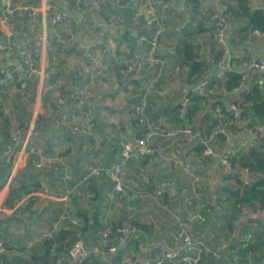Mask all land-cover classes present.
<instances>
[{
  "label": "built area",
  "instance_id": "1",
  "mask_svg": "<svg viewBox=\"0 0 264 264\" xmlns=\"http://www.w3.org/2000/svg\"><path fill=\"white\" fill-rule=\"evenodd\" d=\"M221 9L222 15L219 17V21L223 22L224 26L228 24V18L225 14L226 0H215ZM88 2V5L84 7V4ZM157 0H139L134 5L137 12L135 16L146 14L145 24L152 31L149 37L141 36L139 37V43H146V51H137L132 53L129 57H119L117 62L124 63L125 65L120 69L122 76H132L133 79L140 78L139 73H149L150 77L146 79L142 86L139 87V94L133 93L131 97H138L140 99V104L135 106V111L143 116L145 112V107L148 104V99L156 100L159 97H163L167 93L166 84L159 83L160 77L164 70V60L158 54L159 40L163 32L167 30H172L174 32L180 33L185 29L190 23L191 19H185L180 23L176 24L175 27L167 28L163 20L158 14V9L156 7ZM82 5V6H81ZM98 6V0H75V9L83 15L95 16ZM252 9L261 10L264 15V5L262 3H256L252 5ZM181 7L179 11L183 10ZM51 10V11H48ZM43 13V17L51 26H57L63 24L71 14L67 12H59L57 9L51 8H41L37 4L30 3L28 0H0V82L6 81L12 83L14 80V65L21 66V70L26 76H31L32 72H39V62L44 53L45 45V34L44 32L36 34L34 37H27L23 35L25 30L22 32L16 29V19H28L33 21ZM21 19V20H22ZM193 22V21H192ZM30 23H28L29 25ZM96 29L95 38L92 40L90 47L96 49L98 53H107L110 56H115V49L112 44L104 37V26L105 23L101 20H94L90 25ZM224 26L215 31L214 36L216 38V43L221 49V58L216 63V70L213 72L215 78H217L220 83L227 81L229 79L228 73L233 71L234 73L240 75V83L233 89L231 96H236L241 91H249L250 85L246 83L247 78L250 74H262L264 73V55L260 57L242 58L240 59V64L235 66L234 56L231 54L228 41L225 34ZM252 34L257 36V38L264 39V32L258 29H253ZM68 39L70 41L76 40L75 34H69ZM91 49H88L87 55V67L90 69L88 72V81H94L106 74L103 71L98 72L97 58L96 55L90 53ZM36 62L38 64H36ZM19 66V67H20ZM75 77L76 83L69 88V96L72 99L84 102L93 96V91L90 85L82 84ZM157 83L159 87H157ZM215 84V83H214ZM210 84L209 78L200 79L192 84L182 83L179 86L180 96L177 98V104L179 105V111L183 114L186 111L187 106L190 104V93H196L198 95H204L206 91L212 89L215 85ZM13 88V87H9ZM211 92V91H210ZM64 97L58 95L56 98V107L60 111V121L67 123L68 120L71 126V131L75 135H90L93 130V119L90 115H85L81 121H79L75 114L68 110L67 106L63 104ZM225 108L229 111L237 112V105L234 100L228 101ZM215 114L218 123L213 128V131L205 138H200L198 141L204 144V149L201 154L195 155L196 160H203L207 157H217L222 169H224V175L234 174L236 171L233 170L231 165V157L234 153L240 150H247L258 140V137L262 134V127H246L244 126L243 132L244 137L240 138L235 147L227 146L218 150L209 145V142H213L218 134L223 135L225 141L228 143L234 138L235 133L230 128L232 124L230 121H224L222 119V108L216 107ZM148 122V120H147ZM183 122H180L176 126H164L159 124L150 125L148 122V127L146 132L138 137L133 136L132 138H123L120 142V152L117 156V161L111 165H103L101 162L97 165L89 166V170L77 177L73 183L66 184L71 179V173L67 170L65 166L64 157L56 154L57 161L62 165V176L61 179L64 182L62 187V193L59 196L61 202V210L58 217L55 219L52 228L46 233H43L42 237H51L56 232V229L60 226L61 222L69 218L70 202L69 197L72 194L81 195L80 186L87 181L90 176L99 175L103 173L107 177L111 178L114 182L113 190L115 192H122L126 186V174L127 166L133 159H141L142 157L149 155L153 156L155 153H160L157 146V140L160 138L166 142V147L164 149L168 150L165 157L166 162L173 163V169H178L181 167L184 169V173L188 172V182L185 185L176 187L174 190L178 195V200L172 208H169L166 203L162 200L163 193L166 188L176 186L174 179H166L161 182V184L152 191H147L146 189L139 187H132V194L134 197H142L151 199L158 207L162 210H170L171 215L175 220V230L171 235V243H165L156 237L155 227L156 224L153 219V215L148 216V221L150 222L152 228L143 227L141 225L130 224L123 222L118 228L117 232L114 233L111 226H106L99 234V244L92 247H88L83 237L78 235L77 239L72 244L70 250L65 253H57L55 251L57 245L52 244V251L54 252V258L51 264H82L88 260L91 254H113L118 251L119 248L125 246L129 239L140 241L143 245L148 247H153L158 252V256L154 260V264H197L201 258L202 253H212V255L220 259L222 256L225 257L228 264H242L239 261L238 254L236 250L239 246L244 247L248 242L252 240L253 235L250 232H245L242 235L236 234L238 237V244L234 247L231 253L226 255L227 249L230 246L231 238H217V234L205 229L208 224L216 221L215 207L219 203V197L217 194L213 193L209 198V205H205L204 194L207 191L206 187V177L207 175H201L194 171L195 166L191 164V161H187L182 164L175 157L177 149V141L181 133L192 134L190 128H183ZM33 121H31L26 129V131H21L20 127H16L12 133L11 138L13 143L8 144L0 151V161L10 165V172L5 177V181L2 184V188L9 189L13 182V179L17 175V172L24 165L23 158L32 153L37 152L36 146L32 143V131H33ZM57 151V147H54ZM173 152V153H172ZM164 157V154H163ZM48 165V162L43 161L41 158L35 161V166L39 169H43ZM192 168V169H191ZM246 177L247 171L242 172ZM221 177L219 180V185H225L229 183L225 177ZM144 183L148 182V178H143ZM246 184L249 183V178L246 177ZM50 190L47 186H43L39 189L31 190L27 193H22L15 199L14 204H21L27 201L31 196H35L38 193H49ZM83 200V195L80 196ZM171 197V193H170ZM199 205L201 207H199ZM239 220L237 222V227L243 224L244 219L247 217H253L264 221V207L242 205L240 208V214L238 215ZM72 222L76 223V220L70 218ZM200 223L203 228H200L197 224ZM206 226V227H205ZM30 247V242L26 243V248ZM4 250L2 241L0 240V251ZM231 256V258H230ZM230 258V259H229ZM223 259V258H222ZM263 260V261H262ZM258 262H247L244 264H264V258ZM130 264H143L140 259L132 261Z\"/></svg>",
  "mask_w": 264,
  "mask_h": 264
},
{
  "label": "crops",
  "instance_id": "2",
  "mask_svg": "<svg viewBox=\"0 0 264 264\" xmlns=\"http://www.w3.org/2000/svg\"><path fill=\"white\" fill-rule=\"evenodd\" d=\"M199 1L201 5L199 7L198 16H201V18H198V20L194 19L190 27H196L199 25L204 29L209 28L211 32L209 30H203L200 33L201 35H198L196 39L198 44H200L199 53L201 58L207 60L210 59V61H213V50L215 48L220 49L214 36L215 31L219 29V27L214 24V21L216 19L218 20L222 13L219 4L215 0ZM185 3L186 0H157L158 14L160 17L162 16L164 18L169 16L172 19L173 13L179 11L181 7H185ZM256 3H262L264 5V0L251 1L253 6L256 5ZM37 5L41 6V8L46 7L57 9L59 12H67L71 14V17H69L68 20H66L63 24L59 25L57 29L53 28V26H51L50 23L45 20L43 13L39 14V16H37V18L29 24L30 26H37L38 32H44L45 34V45L43 50L44 55L41 57L39 62V72L36 77H31L32 80L29 83L28 88H24L22 90H18L15 87L9 88L8 92L10 97L5 102L3 111L5 115H7L8 121L13 126L15 125L16 127H20L22 132L26 131L31 121H33L34 125V121L39 118L36 129H33L34 132L32 134V143L36 146L37 152L28 154L23 158L24 165L20 168V171H29L31 168L30 160L32 159L33 162L34 157L36 158V161L41 158L43 161L51 163L54 156L60 150L65 151V166L71 175L76 178L75 176L80 175L82 171L89 168L90 164L96 160L91 154H89V152H95V154L99 152H102L103 154L106 153L107 160H112L113 163L117 160V156L120 152V146L117 147V142L115 140L112 141L108 137L116 133L111 130L113 126L115 127L116 125L123 123L128 132L127 134H130L132 131L131 127L126 122L132 117V114H130L128 111V101H131L129 98L134 93V88L130 81H121L123 79L116 77V74L110 70L112 69L111 67L113 64L112 60L110 61V59L113 58V56H110L107 53L100 54L96 49H92L90 47L92 40L95 38L96 31L94 29V24L92 26L86 22L90 20V22L93 21L94 23V20L99 19V17L83 15L79 11H76L73 0H39ZM210 13L211 16L209 17ZM108 17L109 16L106 18ZM162 17L161 19L164 21L165 18L163 19ZM109 19H112V21L110 23L104 22L105 26L103 31L105 38L108 39L114 49H116V46L120 44L119 40L121 39L120 36L124 30V25L121 24V16H112ZM246 21L247 20L245 18L241 17L236 21H231L228 19V24L224 26L229 50L236 59L235 66L240 64V59L242 58H257L264 55V39L254 36L250 29L247 31L245 30V32L242 30V28L246 25ZM200 22L201 24H199ZM174 24L176 23L172 22L170 27H173ZM90 27L93 29L91 30ZM27 29L28 28H25V30ZM56 31L63 32L65 40L69 34L76 35L75 41L67 43L76 48L74 50L75 52H69L63 56L66 60L67 66L71 59L75 60V64L70 67L71 70L69 72L66 70L67 74H65V76L60 74L55 76L53 81H49V79H45V57L48 51V41L49 39H54V37H57ZM25 32L27 33V31ZM169 32L168 39H166V43L164 44V47L166 48L165 53L164 48H162L163 52L160 49V54L165 65V71L163 73L165 79L163 80V83L168 87H166L167 93L160 100L156 101V105L163 109H168L169 106L174 105L175 101L180 96L178 89L179 86L184 83L185 77V71H179V69L176 68L177 63L172 62L174 59L173 56H175L176 53H171V47L173 44L177 43L180 34L179 36H176L172 33L174 31L169 30ZM66 42H68V40L64 43ZM120 45L121 46L119 49L121 51L124 49L125 44L121 43ZM88 49H91L90 53L92 55H96L98 63L96 70L98 72L105 71L104 73L106 74L105 76L94 81H88L89 70L87 71V69L89 68L87 67V57L85 56L87 55L86 53H88ZM221 57L222 56L220 54L216 62ZM53 64L55 65V63ZM56 70L57 68L53 67L50 69V74H54ZM215 70L216 64H213L209 70V75H212ZM19 75L20 77H26L25 73H23L21 70L19 71ZM68 75H73L74 77L78 76L80 83L82 78V82H85L84 84L88 83L93 91V96L87 101L81 102L79 105L69 104V107H67L68 110L76 115L79 121H81L85 115H90L93 119L94 125L92 134L83 135L81 138L78 137L79 139L69 135V133L72 132L71 126H62L60 123V116L58 113H56V110H54L56 98L61 92V86L67 85L65 83L68 80ZM139 75L141 76L139 78L140 83H144L146 81L145 79L150 77L149 73H139ZM258 75V73L250 74L246 80V83L251 85L252 82H257ZM263 82V80L259 81L260 88L263 90L262 94H264ZM23 99L26 101V103L24 102L25 110L17 116L16 114H18L23 109V107L20 105V102L23 101ZM207 100L211 103L209 98ZM13 106L15 107V111H13ZM208 110H210L209 105H207L203 112L206 113ZM251 110L252 107L250 105L249 111ZM210 111L213 112V108ZM236 113V116H238L239 111ZM16 121L18 125H16ZM163 121H167L169 124H174L170 118H167V116L163 117ZM257 127H262L261 133L263 136L264 126L258 125ZM185 135L187 143L200 142L198 140L205 137V135L202 133H185ZM86 136H89V139ZM242 137H244L243 128L239 129L238 135L231 139L228 143L225 141V139L219 142V149L221 150L227 146L235 147L236 143H238ZM106 140H108L107 145H103ZM186 140L184 139V141H181L180 144H177V149L174 150V152L177 154L173 152L172 153L182 164L186 163L187 161L194 162V171L201 175H207V191L204 194V198L207 199L204 201V203H210V195L216 193V188L220 186L219 180L224 175V169H222L217 157H207L208 159L205 158L203 161L200 159L196 160L195 158L193 160L190 154V156L186 154L188 149L186 146ZM113 144L115 146H113ZM156 144L160 153H155L150 158L147 157L148 161L143 163V165L140 167L138 176H131V179L129 178V180L126 182V186L129 185V187L132 188L137 187L138 184L143 185L142 182H144V177L148 178V182L146 183H151L152 180L155 187H158L163 179H174L176 186L166 188V191L162 196L164 203L168 202V204L166 203L167 206L172 208L175 204H177L175 201L178 200V195L174 193V189L181 185H185L188 182V172L184 173V169L181 167L175 170L172 166L173 163L166 162L165 157L167 155H171L168 153V150L170 149L166 147V142L158 139ZM54 146H57V151L54 150ZM164 147H166L168 150L164 149ZM30 155H33V158L29 159ZM52 164L54 163L52 162ZM55 177L56 175L48 174L40 175L38 177H34L33 174H26L25 178L28 179L29 182H34V180H37L39 182L38 187L42 188L43 186H47L50 192L38 193L33 196V199L22 202L20 205L14 203L12 205L8 203V205H5L9 189L3 188L0 190V223L7 221L8 226L6 229H4V232H8L7 236H5V242L9 244V249L6 250V253L9 255V257L16 254H28L30 248L23 247V245L25 244L26 246L27 242H30V245L35 243L38 238H41L42 235H44L43 233H46L52 228L54 223L52 220L58 217L61 210L59 196L62 193L63 187L62 183L57 182L56 184H53ZM242 178L244 179L245 177L243 176ZM226 179L229 181L231 186L236 187L238 185V183L233 179L229 177ZM145 186L146 185H144V187ZM110 189L112 188L110 187L102 193L103 197L99 202L100 207H97L96 205L90 206L93 196H90V198L88 197L89 199H86L85 201H78L76 198L72 200L71 207H73L72 210L74 211V214H77L76 212L80 211L86 215L87 227L90 226L92 222L93 213H95L96 217L101 219L103 222H115V224L119 223V225L122 221H124L123 218L125 215L129 213V210H127L125 213V207L123 204L113 202L111 200L106 201L107 198L110 199L112 197ZM170 193L172 198H170ZM165 194H167L166 201L164 197ZM142 199L146 207H143L139 212V224L146 225L151 229L152 226L148 221V216L152 214L156 224L154 229L156 237L167 244L171 243V235L175 230L176 224L174 217L170 213V210L160 209L158 205L151 199ZM199 207L201 206L199 205ZM13 216L15 218H13ZM197 225L200 228H203L204 226L200 223ZM65 230L66 229L61 231ZM95 233L96 232L93 230L87 229L86 234L88 240L85 242L88 247H92L94 244H96L95 242L97 241V233ZM64 234L66 235V233ZM65 235L64 240L68 241ZM17 243L19 245H17ZM157 253L158 252L153 247H148L143 245L140 241L134 240L132 244H126L125 246L119 248L116 253L94 254L95 256L90 259L87 264H130L132 261L137 259L143 261V264H154ZM47 259L48 260L44 261V264H51L52 257L49 255V253Z\"/></svg>",
  "mask_w": 264,
  "mask_h": 264
},
{
  "label": "trees",
  "instance_id": "3",
  "mask_svg": "<svg viewBox=\"0 0 264 264\" xmlns=\"http://www.w3.org/2000/svg\"><path fill=\"white\" fill-rule=\"evenodd\" d=\"M30 3L38 4L39 0H28ZM74 4H75V0ZM139 2V0H98V6L95 8L96 13L95 16L99 17L97 20H101L105 23H110L112 21V16L117 17L121 16V24L124 25V30L121 33V39L120 44L124 43V49L120 51V44L116 46L115 49V56L110 59L112 60V72L116 74V77L123 79L121 81H127L131 82L133 86V90L135 94H139V87L143 85V82H139V78L133 79V77L130 75L122 76L120 73V69L125 65L124 63L117 62V59L119 57H129L132 53L137 51H146V43H139V37H149L151 35L152 31L149 27L146 26L145 20H146V14H141L138 16H135V13L137 12L136 7L134 4L136 2ZM252 0H226V9L225 14L227 15V18L231 21H236L241 18H245L246 25L242 28V30L245 32V30H253L258 29L261 32H264V15L261 10L258 9H252ZM88 5V2L84 4V7ZM158 4H156L157 7ZM200 1L199 0H186L185 7L181 11H176L172 15V19L167 16L164 17L165 20L163 21L167 28H174L176 24L180 23L181 21H184L185 19H191V23L194 19L198 18L200 19L201 16H198L199 14V7H200ZM82 6V5H81ZM158 9V8H157ZM76 10V9H75ZM177 10V9H176ZM94 16V17H95ZM109 16L108 18H106ZM211 16V13L209 14V17ZM162 17V16H161ZM163 18V17H162ZM163 18V19H164ZM17 18L16 20V29L19 32H22L25 30V28H28L27 33H23V35H29L34 37L36 34H38V30L31 28L28 23H32L31 20L28 19H22ZM109 19V20H108ZM96 20V19H95ZM115 21V20H114ZM203 21V20H202ZM201 21V22H202ZM86 22L87 24H91L92 22ZM176 23L173 25V27H170L171 23ZM201 22L199 24H201ZM191 23L183 29L179 34L180 37L177 41V43L173 44L171 47V53H176L172 62L177 63V69L182 72V70L185 71V77L184 82L188 84H192L200 79L209 78L210 84H214L215 86L210 89L209 91H206L204 95H198L196 93H190V104L187 106L186 111L181 114L179 111V105L177 104V100L175 101L174 105L169 106L168 109L161 110L160 106L156 105V101L160 100L162 97L157 98L156 100L148 99V104L145 107L144 115L141 116L135 111V106L139 104V98L138 97H130L128 101V111L130 114H132L131 118L127 120L126 123L131 127L132 131L130 134H127V130L123 124L116 125L115 127L111 129L112 131L116 132L109 136L108 138L112 141L115 140L117 143V147L121 146L120 142L123 140V138H132L133 136H142L148 127V122L150 125L155 124H161L164 126H176L180 122H183L182 127L183 128H190L193 133H202L207 137L212 131L215 125L218 123L216 112H215V106L222 108V119L224 121H230L232 124L230 125V128L234 131L235 136L238 135L239 129L246 127H257L258 125L264 126V94H262L263 90L260 88L259 81H264V73L259 74L257 77V82H252L250 85L249 91H241L236 96H231L233 93V89L240 83V75L234 73L231 71L228 73L229 79L227 81H223L220 83V81L215 78L214 74L209 75V70L213 66V64H216L217 58H219V55L221 54V49H214L213 50V61L201 58V55L199 53L200 50V44H198L197 37L198 35H201L200 33L203 30H209V28H202L201 26H191ZM59 25L53 26V28L57 29ZM91 30L93 29L90 27ZM214 28V27H212ZM96 31V29H95ZM210 31V30H209ZM211 32V31H210ZM169 30L166 32H163L162 35L159 37V49L158 54H160V49L162 51V48H164L165 53V47L164 44L166 43V39H168L169 36ZM57 37H54V39H49L48 41V51L47 56H49L50 60L53 61L54 64L47 65L45 69V79L54 80L55 76H58L62 74L63 67L66 65V60L63 56H65L69 52H75V47L71 46V44H67L73 41H70L68 37L65 40L64 33L61 31H56ZM64 36V37H62ZM105 37V35H104ZM58 38V39H57ZM196 39V40H195ZM64 43L65 41H67ZM68 51V52H67ZM163 52V51H162ZM121 53V54H120ZM163 53V54H164ZM124 54V55H122ZM162 57V56H161ZM109 61V62H110ZM234 61L236 62V59L234 58ZM216 62V63H215ZM36 64H38L36 62ZM20 66V65H19ZM14 65V81L12 83L1 81L0 82V149H3L8 144L13 143V140L11 138L12 131L16 128V126L12 125L7 118V115H5L3 111V107L5 106V102L7 99H9V87H15L18 90H22L24 88H28L29 83L32 80V76H21L19 75V71L23 69V67H19ZM53 67L57 68L56 72L54 74H50V69ZM165 71V65L164 70ZM105 72V71H104ZM110 72V71H109ZM161 75L159 83L163 84L164 75ZM67 81L65 84L70 87L76 81L74 80L75 77L73 75L67 76ZM77 80L79 81V77H77ZM146 80V79H145ZM81 83L84 85L85 82ZM264 83V82H263ZM66 85V86H67ZM65 85L61 86V92L60 95L64 97L63 104L67 107H69V104H80L81 102L76 101L72 99V97L69 96V88H67ZM157 87H159L157 83ZM211 91V92H210ZM20 94V92H19ZM211 100V103L207 99ZM212 98V99H211ZM233 99L235 104L237 105V112L239 111L238 116H236L233 112L227 110L225 106L228 104V101ZM87 101V100H86ZM85 102V101H84ZM249 103V104H248ZM20 105L23 107V109L16 114L17 116L22 113L25 110L24 102H20ZM207 105H209L210 110L213 108V112L208 110L206 113L203 111L206 109ZM250 105L252 107V110L249 111ZM54 110H56V113L60 116V111L57 109L56 105L54 107ZM13 111H15V107L13 106ZM58 116V118H59ZM167 116V118H170V120L176 124H169L167 121H163V117ZM38 117V116H37ZM39 118L34 121V127L33 129H36V125L38 123ZM148 120V122H147ZM72 122V120H68L66 124L61 123L62 126L67 125L70 127L69 122ZM16 125L17 121H16ZM111 131V132H112ZM110 132V133H111ZM69 135L78 138L83 137V135H75L73 132H70ZM234 136V137H235ZM89 139V136H86ZM203 137V138H205ZM79 139V138H78ZM160 139V138H159ZM186 140L185 133H181L178 137L177 144L181 143V141ZM224 136L218 134L216 136V139L213 140V142H209L208 144L213 146V148H216L220 150L219 142L224 140ZM158 141V140H157ZM91 142V141H90ZM108 140H106L103 145H107ZM258 142H261L262 144L257 145ZM187 143V140H186ZM113 146H115L113 144ZM187 151L186 154L188 156L191 155L192 159L194 160L195 155L201 154V151L204 149V144L201 142H189L186 144ZM115 148V147H114ZM93 150V149H92ZM1 151V150H0ZM58 155L64 157L65 151H58ZM96 160L90 164L97 165L101 162L103 165H111L113 164L112 160H107L106 153L99 152L95 154V152H89ZM190 154V155H189ZM116 155V154H115ZM119 155V154H118ZM33 155H30V158ZM147 157H151L149 155H146L142 157L141 159H133L127 166V174H126V182L131 179V176L137 177L139 174V169L143 165V163H146L148 161ZM36 158H33L30 160L31 168L29 171L22 172V175L24 178L18 177V175L15 176L13 179L12 184L9 187L8 195L6 198L5 205L13 204L15 202V199L20 196L22 193L30 192L34 189H39L41 187L39 186V182L37 180H34V182H29L28 179L25 178L26 174H33L34 177H38L40 175H56L54 178V183H62L63 181L61 179L62 176V165L57 161V156L55 155L52 162H48V165L43 168L39 169L37 166H35V160ZM118 159V158H117ZM208 159V158H206ZM231 159V165L233 170L236 172H245L247 171V176L249 178V183H245L246 177L243 179V176H237L233 174H226L224 175L226 178H231L235 182L238 183L236 187L231 186L230 183H226L225 185H220L218 188H216V193L219 197V203L216 208L215 207V216L216 221H218L219 225H217L215 222H212V219L209 218L211 221L210 224L205 229H208L214 233H216L218 236L217 238H231L230 246L227 249V252H225L226 255L228 253H231L238 244V235H242L245 232H250L253 237L250 242L246 244V246L241 247L239 246L236 250L239 261L244 264L247 262H258L264 258V221L260 219H256L253 217H247L244 219L243 224L241 223L240 227H237V222L239 220L238 215L240 214V208L242 205H251V206H261L264 207V135L262 134L258 137V141L253 144L249 149L247 150H240L237 153H234V155L230 158ZM205 160V158L203 159ZM202 160V161H203ZM100 161V162H99ZM117 161V160H116ZM115 161V162H116ZM114 162V163H115ZM192 165H194V162H191ZM10 165L6 164L2 161H0V190L2 188V184L5 181V177L9 173ZM68 170V169H67ZM89 169L82 171L80 175L75 176L74 178L71 175V179L66 182V184L73 183L77 177L81 176L82 174L86 173ZM164 180V179H163ZM162 180V181H163ZM113 180L103 173H100L99 175L90 176L86 182H84L80 186L81 195H83V201L86 199H89L90 196H93V199H91L90 206L96 205L97 207H100L99 202L102 199V193L105 192L108 188L110 189L112 193V197L109 199L107 198L106 201H113L123 204L125 207V213L127 210H129V213L125 215L123 218L124 221L121 222H127L130 224L135 225H141L139 224V212L142 210L143 207H146L145 203L143 202L142 197H134L132 194V189L128 186L124 187L122 192H115L113 190ZM143 185L138 184L137 187L146 189L147 191H152L156 187L154 183L151 180V183H144ZM144 185H146L144 187ZM129 195V196H128ZM75 194H72L69 197L70 206L72 205V200L76 198L78 201H82L81 197ZM131 196V197H130ZM89 197V198H88ZM165 201L167 200V194H165ZM34 197H29L27 200L33 199ZM172 198V197H170ZM33 202V200H32ZM8 203V204H7ZM168 204V202H166ZM28 205V204H27ZM206 206L209 205V203L205 204ZM73 207L70 208L69 211V218L63 220L57 229V231L53 234L51 237H41L38 238V240L30 245V251L28 254L21 255L16 254L14 256L9 257L7 255L6 250L9 249V244L5 242L8 232H4V229H6L7 221H4L3 223H0V240L3 243L4 250L0 251V264H44V261L48 260V253L54 258V252L52 251V244H56L57 247L55 251L57 253L65 254L67 253L74 241L77 239L78 235L83 237L84 241L87 242V229H91L94 232H96V238L97 241L94 244L95 246L99 244L98 238L100 232L106 227L111 226L113 228L114 233L117 232V225L115 222L112 223H106L103 222L101 219H98L96 217V214L93 213V218L90 226H86V215H84L82 212L77 211V214H74V211L72 210ZM123 211V209H122ZM124 214V211H123ZM58 215V214H57ZM77 215V216H76ZM57 217V216H56ZM13 218H15L13 216ZM70 218H73L76 220V223L72 222ZM56 218L52 220V222L55 221ZM4 225V226H3ZM143 227H148L146 225H141ZM65 231H61L64 230ZM66 233V235L64 234ZM64 235L68 239V241L64 240ZM134 242L133 239H129L127 244H132ZM17 245H19L17 243ZM23 247H26L25 244ZM21 247V248H23ZM156 250V249H155ZM229 255V254H228ZM95 255L91 254V256L88 258L87 261H85L82 264H87L90 259H92ZM158 254L156 255V257ZM223 258V259H222ZM231 258V256H230ZM229 258V259H230ZM263 261V260H262ZM48 264V263H47ZM101 264V263H100ZM182 264V263H181ZM197 264H228L225 257H221L220 259L215 258L212 253H202L201 258Z\"/></svg>",
  "mask_w": 264,
  "mask_h": 264
},
{
  "label": "rangeland",
  "instance_id": "4",
  "mask_svg": "<svg viewBox=\"0 0 264 264\" xmlns=\"http://www.w3.org/2000/svg\"><path fill=\"white\" fill-rule=\"evenodd\" d=\"M32 28H34V29H37V26H35V25H33L32 26ZM26 33V32H25ZM27 37H32V36H29V35H26ZM69 61V60H68ZM45 66H47L49 63V65H52L53 64V61H51L50 60V58H49V56H47L46 55V57H45ZM75 64V60L74 59H71V61L68 63V66L67 65H65L64 67H63V70H61L62 71V76H65V74H67L66 73V70H67V72H69L70 70H71V68L70 67H72V65H74ZM98 64V63H97ZM90 71V69H87V71ZM27 92V91H26ZM24 95V94H23ZM13 100H14V98H13ZM21 102H25L26 103V101H25V99H23V101H21ZM34 132V130L32 131V133ZM54 147H57V146H54ZM33 154V153H32ZM39 160V159H38ZM17 175H18V177H20L21 179L23 178V175H22V171H18L17 172Z\"/></svg>",
  "mask_w": 264,
  "mask_h": 264
},
{
  "label": "water",
  "instance_id": "5",
  "mask_svg": "<svg viewBox=\"0 0 264 264\" xmlns=\"http://www.w3.org/2000/svg\"><path fill=\"white\" fill-rule=\"evenodd\" d=\"M214 24L217 26V27H219V28H222L224 25H223V23L221 22V21H219V20H215L214 21ZM173 34H175L176 36H179V33H176V32H172ZM38 75V73L37 72H32L31 73V76L32 77H36ZM161 110H163V108H161ZM235 115H237V113H236V111H232ZM259 144H262L261 142H258L257 143V145H259ZM235 175H237V176H244L242 173H240V172H235L234 173ZM117 225V227L119 226V223H117L116 224Z\"/></svg>",
  "mask_w": 264,
  "mask_h": 264
}]
</instances>
